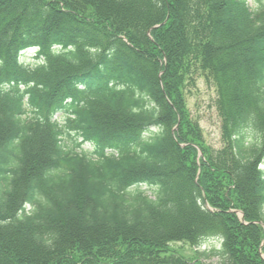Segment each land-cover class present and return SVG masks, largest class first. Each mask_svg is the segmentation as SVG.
<instances>
[{
    "label": "trees",
    "instance_id": "16d2710c",
    "mask_svg": "<svg viewBox=\"0 0 264 264\" xmlns=\"http://www.w3.org/2000/svg\"><path fill=\"white\" fill-rule=\"evenodd\" d=\"M261 165L264 3L0 0V264H202L170 244L216 238L205 259L264 264Z\"/></svg>",
    "mask_w": 264,
    "mask_h": 264
},
{
    "label": "rangeland",
    "instance_id": "374dc122",
    "mask_svg": "<svg viewBox=\"0 0 264 264\" xmlns=\"http://www.w3.org/2000/svg\"><path fill=\"white\" fill-rule=\"evenodd\" d=\"M248 3L251 10L255 12L262 6L264 0H248ZM32 56L33 51H28L23 54L22 59H26V63L33 64ZM216 97V89L213 84L206 81L204 77H200L195 88H192L187 95V106L191 116L199 121L204 142L213 149H221L223 146L222 122L215 107ZM261 168L264 169V165ZM143 190L148 195L153 192V188L149 186H143ZM219 247L220 243L212 240H207L200 248H195L185 242H174L170 244V253L173 252L189 261L199 260L202 264H220L217 258L205 259L201 256L202 253H209Z\"/></svg>",
    "mask_w": 264,
    "mask_h": 264
},
{
    "label": "water",
    "instance_id": "95a60500",
    "mask_svg": "<svg viewBox=\"0 0 264 264\" xmlns=\"http://www.w3.org/2000/svg\"><path fill=\"white\" fill-rule=\"evenodd\" d=\"M158 28V26L154 27L153 29Z\"/></svg>",
    "mask_w": 264,
    "mask_h": 264
}]
</instances>
